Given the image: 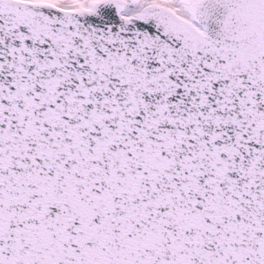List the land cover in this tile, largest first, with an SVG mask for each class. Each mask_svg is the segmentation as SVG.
Segmentation results:
<instances>
[{
	"label": "snow or ice",
	"instance_id": "snow-or-ice-1",
	"mask_svg": "<svg viewBox=\"0 0 264 264\" xmlns=\"http://www.w3.org/2000/svg\"><path fill=\"white\" fill-rule=\"evenodd\" d=\"M0 264H264V0H0Z\"/></svg>",
	"mask_w": 264,
	"mask_h": 264
}]
</instances>
